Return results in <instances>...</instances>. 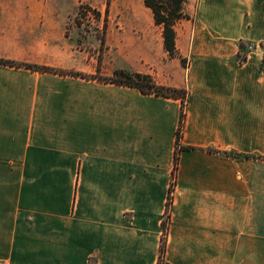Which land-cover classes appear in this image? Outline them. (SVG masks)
<instances>
[{
    "label": "crops",
    "instance_id": "1",
    "mask_svg": "<svg viewBox=\"0 0 264 264\" xmlns=\"http://www.w3.org/2000/svg\"><path fill=\"white\" fill-rule=\"evenodd\" d=\"M0 0V59L188 92L166 260L264 264V0H186L184 66L144 0ZM102 4V3H101ZM104 42V44H103ZM253 45L239 64L240 44ZM182 100L0 65V264H157Z\"/></svg>",
    "mask_w": 264,
    "mask_h": 264
},
{
    "label": "trees",
    "instance_id": "2",
    "mask_svg": "<svg viewBox=\"0 0 264 264\" xmlns=\"http://www.w3.org/2000/svg\"><path fill=\"white\" fill-rule=\"evenodd\" d=\"M186 0H144L145 5L151 9L154 15V19L157 25L161 26L163 29V37H164V46L166 51L168 52L171 58H178L181 60V63L184 66L188 65L187 59L183 58L178 50L176 45V32L175 25L181 20L188 18V15L184 12ZM107 23V22H106ZM105 24V29H106ZM104 44V42H103ZM240 53H239V64H244L247 60V53L245 52L247 49V45L244 43L240 44ZM0 65L16 67V68H26L33 71L40 72H50L59 75H72L76 77H84V78H93L98 79L103 82L113 83L122 86L134 87L139 89L142 93L145 94H155L158 96H164L167 98H175L182 100V111H181V119L179 128L177 131V142H176V155H175V167L173 171V182L170 187V193L167 201V210L166 217L163 221V236L161 239V250H160V258L157 264H169L166 260V245H167V235L169 230V218H170V208L172 204V192L175 189L176 185V177L179 166V158L180 152L184 149L181 144L183 138V130L185 125L186 118V102L188 99V92L183 89H176L171 87H165L158 85L151 76L143 75V74H135L127 71H117L112 77H103L99 72L97 75L89 77L82 73L77 72H67L63 70H58L54 68L38 66L29 63H22L17 61L0 59ZM264 67V62H263Z\"/></svg>",
    "mask_w": 264,
    "mask_h": 264
},
{
    "label": "rangeland",
    "instance_id": "3",
    "mask_svg": "<svg viewBox=\"0 0 264 264\" xmlns=\"http://www.w3.org/2000/svg\"><path fill=\"white\" fill-rule=\"evenodd\" d=\"M102 3V4H101ZM87 4V3H86ZM110 4V0H102L100 2L95 3L94 5L90 6L89 4H87V6H89L90 10H91V15L94 21L92 20H88V18H83V20L80 19V24L83 25L84 30L89 31L90 33L94 34L95 36H97L99 39H103L105 38V24H107V14L106 13H100L98 11V7L99 5H105V7L109 6ZM85 17V16H83Z\"/></svg>",
    "mask_w": 264,
    "mask_h": 264
},
{
    "label": "built area",
    "instance_id": "4",
    "mask_svg": "<svg viewBox=\"0 0 264 264\" xmlns=\"http://www.w3.org/2000/svg\"><path fill=\"white\" fill-rule=\"evenodd\" d=\"M83 16H85V17H83ZM79 18L81 20H83V18H88V20L94 21L93 18H92V15H91V10H90L89 6H87L86 3H83L81 5V11H80V14H79ZM253 49H254L253 45H248L245 52L248 55Z\"/></svg>",
    "mask_w": 264,
    "mask_h": 264
}]
</instances>
